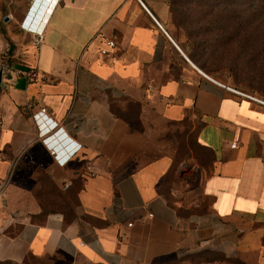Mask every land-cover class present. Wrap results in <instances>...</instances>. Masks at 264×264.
<instances>
[{
	"label": "crops",
	"instance_id": "crops-1",
	"mask_svg": "<svg viewBox=\"0 0 264 264\" xmlns=\"http://www.w3.org/2000/svg\"><path fill=\"white\" fill-rule=\"evenodd\" d=\"M176 1L0 0V264H264V104L195 65Z\"/></svg>",
	"mask_w": 264,
	"mask_h": 264
},
{
	"label": "rangeland",
	"instance_id": "rangeland-1",
	"mask_svg": "<svg viewBox=\"0 0 264 264\" xmlns=\"http://www.w3.org/2000/svg\"><path fill=\"white\" fill-rule=\"evenodd\" d=\"M184 2L176 15L184 22L195 65L232 89L264 101V0ZM25 264L67 263L31 258Z\"/></svg>",
	"mask_w": 264,
	"mask_h": 264
},
{
	"label": "built area",
	"instance_id": "built-area-1",
	"mask_svg": "<svg viewBox=\"0 0 264 264\" xmlns=\"http://www.w3.org/2000/svg\"><path fill=\"white\" fill-rule=\"evenodd\" d=\"M138 1L140 2V0H138ZM141 5L143 6V8L147 12H149L147 10V8L142 3H141ZM155 22L159 26V28L165 34H167L163 30L161 25L156 20H155ZM28 31L32 35H34L35 45L40 47L44 42V27H38V26H34V25L30 24L28 27ZM102 37L104 39V45H103L104 47L101 48L100 55L103 57H107L116 48V43L114 40H109V39L104 38L105 37L104 35H102ZM30 76L37 78L38 72L35 70H32L30 72ZM228 90H231V91L237 93L238 95H240L242 97H249V98H251V99H253V100H255L261 104H264L263 101L257 100L251 96H248V95L241 93L239 91H236L234 89L228 88ZM34 120L40 129V135L42 137L43 143L49 148V150L51 151L56 162L62 167L68 165L69 162L75 157V155L81 150V145L67 141L65 149L58 147L55 142L57 141L56 139H57V135L59 134V131H57L55 134L47 137L48 133L54 131L58 127V123L53 121L51 118L48 117L46 109H41L37 114H35ZM2 130H3V121L0 119V135L2 133ZM8 185H9L8 179H5V180L0 182V199H2ZM69 186H70V184L66 183L64 185V188L68 189ZM149 217H152V215H149Z\"/></svg>",
	"mask_w": 264,
	"mask_h": 264
},
{
	"label": "trees",
	"instance_id": "trees-1",
	"mask_svg": "<svg viewBox=\"0 0 264 264\" xmlns=\"http://www.w3.org/2000/svg\"><path fill=\"white\" fill-rule=\"evenodd\" d=\"M184 6H185V2H184V0H177V1L175 2V6L173 7V13H174V16H175L177 22H178L180 25L184 24V22L181 21V20L178 18L179 16L176 15V8H177V7H182V8H183ZM255 13H256V12H255ZM190 58H191V60L196 64V62H195L194 59H193V56L190 55Z\"/></svg>",
	"mask_w": 264,
	"mask_h": 264
},
{
	"label": "water",
	"instance_id": "water-1",
	"mask_svg": "<svg viewBox=\"0 0 264 264\" xmlns=\"http://www.w3.org/2000/svg\"><path fill=\"white\" fill-rule=\"evenodd\" d=\"M38 1H43V2H46V0H38ZM193 65V64H192ZM4 70H5V67L3 66L1 69H0V90L2 89V83H3V78H4Z\"/></svg>",
	"mask_w": 264,
	"mask_h": 264
}]
</instances>
